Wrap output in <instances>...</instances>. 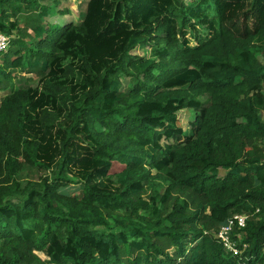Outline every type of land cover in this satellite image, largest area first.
Segmentation results:
<instances>
[{
    "label": "trees",
    "instance_id": "trees-1",
    "mask_svg": "<svg viewBox=\"0 0 264 264\" xmlns=\"http://www.w3.org/2000/svg\"><path fill=\"white\" fill-rule=\"evenodd\" d=\"M58 2L0 0V264H264V0Z\"/></svg>",
    "mask_w": 264,
    "mask_h": 264
},
{
    "label": "rangeland",
    "instance_id": "rangeland-1",
    "mask_svg": "<svg viewBox=\"0 0 264 264\" xmlns=\"http://www.w3.org/2000/svg\"><path fill=\"white\" fill-rule=\"evenodd\" d=\"M183 1H190V0H183ZM42 4L50 5L51 0H41ZM87 0H59V2L52 7V10L48 12L47 16L43 18V21H47L49 23H59L63 24L67 21H72L74 23H78L85 12ZM63 11V13H61ZM207 37V33L200 30L196 25L193 29L187 27L185 29V38L189 41L190 44H195L198 41H201ZM133 51V50H131ZM134 51L148 56L150 51L144 47H137ZM257 57L260 59L261 62L264 63V55H261L259 52H256ZM189 73L188 75H191ZM121 80L123 85L127 84V77L122 76ZM7 92V91H5ZM1 96V94H0ZM203 100L205 98L203 97ZM192 120V112L189 109H181L177 112V117L175 120V125L177 127H181L184 131V134L190 132V122ZM76 185H68L62 188V192L65 193H73L76 189Z\"/></svg>",
    "mask_w": 264,
    "mask_h": 264
},
{
    "label": "built area",
    "instance_id": "built-area-1",
    "mask_svg": "<svg viewBox=\"0 0 264 264\" xmlns=\"http://www.w3.org/2000/svg\"><path fill=\"white\" fill-rule=\"evenodd\" d=\"M9 36L0 33V51L5 50L8 47ZM246 214L234 213L228 217L224 223H222L216 231V238L222 244L224 250L231 253L233 256L241 254L246 247V243H240L241 236H243V228L246 225ZM236 238L240 239L239 242ZM237 245H241L239 248ZM253 264V263H252Z\"/></svg>",
    "mask_w": 264,
    "mask_h": 264
}]
</instances>
